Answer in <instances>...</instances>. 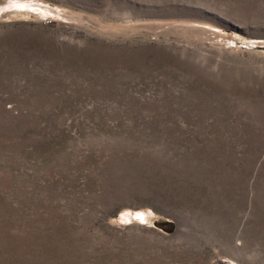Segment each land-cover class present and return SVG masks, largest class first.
<instances>
[{"label": "rangeland", "instance_id": "obj_1", "mask_svg": "<svg viewBox=\"0 0 264 264\" xmlns=\"http://www.w3.org/2000/svg\"><path fill=\"white\" fill-rule=\"evenodd\" d=\"M0 264H264V0H0Z\"/></svg>", "mask_w": 264, "mask_h": 264}]
</instances>
